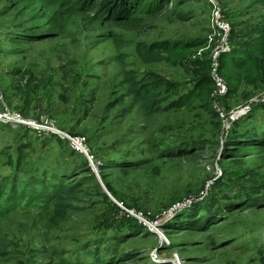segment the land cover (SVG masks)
Returning <instances> with one entry per match:
<instances>
[{"label": "rangeland", "instance_id": "374dc122", "mask_svg": "<svg viewBox=\"0 0 264 264\" xmlns=\"http://www.w3.org/2000/svg\"><path fill=\"white\" fill-rule=\"evenodd\" d=\"M160 2L109 21L102 0H0V115L49 129L0 122V264H264V202L250 205L264 149L246 152L264 139V63L248 83L234 70L264 36V2ZM43 13L56 32L26 40ZM128 71L159 91L154 116ZM61 135L85 137L94 163Z\"/></svg>", "mask_w": 264, "mask_h": 264}, {"label": "trees", "instance_id": "16d2710c", "mask_svg": "<svg viewBox=\"0 0 264 264\" xmlns=\"http://www.w3.org/2000/svg\"><path fill=\"white\" fill-rule=\"evenodd\" d=\"M52 1L57 2V3H60V2L64 3L69 0H58V1L52 0ZM110 1L112 0H102V4H101L102 10L97 15V17L100 20L109 18V21H119V20L136 21L137 20L136 17L146 16V15L155 16L157 14H160L166 8L169 7L168 6L169 2L162 3L160 2V0H156L155 2L154 0L152 1L150 0L145 5H142L143 0H127L121 6H115V7L112 6L113 2H110ZM84 2L86 3V7H88L90 3L92 2V0H78L77 6L80 3H84ZM122 2L123 1H120V3ZM42 9H44V7H42ZM48 21H49V14L43 13V16H40L37 19H33L31 22L25 24L24 26L25 28L26 27L32 28V32L29 33L28 37L25 39L30 40V39H34L35 37H39V38H42V40H44V38L47 39V37H52L56 31L54 30V27L52 26V24L49 23ZM34 31H39V32H34ZM122 46H126V45L122 44L121 47ZM246 46H249L250 49L245 48ZM257 46H259V48L255 50ZM250 53L251 55H249ZM237 55H240L237 58L238 60L243 59V61H245L243 64H234V68H235L234 70H236L239 73L238 84L241 81L248 83L253 77V75L256 74L259 68L263 69L264 62L263 61L258 62L257 57L264 55V36L263 38H257V40L250 41L248 42V44L240 47L237 50ZM122 58H124V56H122ZM126 75H127V80L129 81V83H131L130 90L132 92V95L135 97V99L138 101L141 108L146 112L148 116H154L160 107L159 100H158L159 91L150 87L149 86L150 84L146 82L144 79H141V78L134 79V77L132 76V73L129 71L126 72ZM258 105L262 106L263 103H258ZM46 136L47 135H45V137ZM250 142H252V145H251L252 147L248 148L246 152L256 153L259 151L258 148L264 149V139L263 141L252 140ZM194 153H195L194 150H190L186 146L173 151V154H177V155H184V154L192 155ZM75 155L77 156V154ZM84 160H85L84 163L88 165L87 160L86 159ZM126 165L127 164H122L121 166L127 167ZM254 199L255 200L250 202V205L255 206L256 202L258 201H260L261 203L264 202V200H261V197L254 198ZM181 213H183V211L178 214H181Z\"/></svg>", "mask_w": 264, "mask_h": 264}, {"label": "built area", "instance_id": "2783aa9c", "mask_svg": "<svg viewBox=\"0 0 264 264\" xmlns=\"http://www.w3.org/2000/svg\"><path fill=\"white\" fill-rule=\"evenodd\" d=\"M218 19H220L219 16H218ZM218 26H219V33L217 34V36L221 35V36L228 38L229 33L231 32V26L228 23L223 22L221 20H218ZM227 51H228V48H226V46H223L222 51L216 52L215 57H218L222 52H227ZM217 85H218V90L216 92V97L217 99H220L228 94L229 89L227 88L226 84L221 78L218 79ZM215 105H216V108L218 109L219 114L221 113L222 115H224V112L222 111L220 104L216 102ZM246 110H247L246 108L242 109L240 115H243ZM13 119H15L16 127L25 125L39 133L41 132L49 133L48 128H45L42 125L37 124V122H30V121L28 122L24 120L21 115H16V118H12V116L7 113L0 115V122L10 123L11 120ZM60 139L63 141L64 145H66L70 151L74 152L77 155L85 156L88 159V161L94 163V160L96 158L95 156L90 155L92 153L89 148V143L85 137L83 136L72 137L70 135H61Z\"/></svg>", "mask_w": 264, "mask_h": 264}, {"label": "water", "instance_id": "95a60500", "mask_svg": "<svg viewBox=\"0 0 264 264\" xmlns=\"http://www.w3.org/2000/svg\"><path fill=\"white\" fill-rule=\"evenodd\" d=\"M108 194V193H107ZM117 203V201H115ZM118 204V203H117ZM171 214V213H170Z\"/></svg>", "mask_w": 264, "mask_h": 264}]
</instances>
